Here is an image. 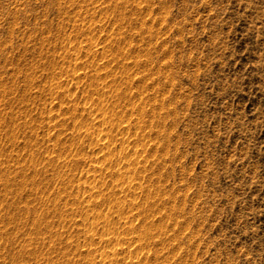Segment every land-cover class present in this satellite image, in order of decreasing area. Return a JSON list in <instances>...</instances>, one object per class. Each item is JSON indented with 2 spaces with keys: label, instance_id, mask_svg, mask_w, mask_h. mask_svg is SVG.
<instances>
[{
  "label": "rangeland",
  "instance_id": "374dc122",
  "mask_svg": "<svg viewBox=\"0 0 264 264\" xmlns=\"http://www.w3.org/2000/svg\"><path fill=\"white\" fill-rule=\"evenodd\" d=\"M115 3H122L119 10ZM99 106L130 130L101 127ZM47 115L59 117L49 123ZM137 118L147 121L137 129L141 168L135 191H125L110 168L120 159L116 168L128 172V152L120 147L129 141V153L135 151ZM98 133H107L110 144L98 143ZM101 146L111 149L105 165L95 161ZM0 167V264H98L97 249L109 251L101 224L111 212L116 235H125L130 213L138 227L126 237L148 227L147 241H140L145 264H264V0H0ZM90 173L98 196L85 203ZM112 199L123 202L124 214ZM104 209L111 212L102 216ZM92 215L102 216L99 225ZM89 220L94 234L100 227L91 241L83 229ZM122 247L117 262L135 263Z\"/></svg>",
  "mask_w": 264,
  "mask_h": 264
},
{
  "label": "bare ground",
  "instance_id": "6f19581e",
  "mask_svg": "<svg viewBox=\"0 0 264 264\" xmlns=\"http://www.w3.org/2000/svg\"><path fill=\"white\" fill-rule=\"evenodd\" d=\"M116 3H118V2H116ZM116 3L114 4V6L117 5ZM119 4H120V3H119ZM121 4H122V3H121ZM121 4H120V5H121ZM120 5H119V7H120ZM121 6H122V5H121ZM117 7H118V5H117ZM119 7H118V10H119ZM93 8H94V7H93ZM120 8H121V7H120ZM98 9H99V8H98ZM115 9L117 10L116 7H115ZM102 10H103V8H102ZM102 10H101V11H102ZM121 10H122V9H121ZM91 12H92V11H91ZM101 13H102V12H101ZM120 13H121V12H120ZM122 14H124V13H122ZM90 15H91V14H90ZM120 17H121V14H120ZM93 18H94V17H93ZM90 21H91V20H90ZM92 21H93V20H92ZM91 24H92V23H91ZM93 24H94V23H93ZM115 24H117V23H115ZM113 29H114V28H113ZM117 29H118V28H117ZM117 29H116V30H117ZM118 30H119V29H118ZM120 30H121V28H120ZM118 32H119V31H118ZM115 33H117V32H115ZM112 37H115V36H112ZM111 39H112V38H111ZM113 39H114V38H113ZM105 40H106V39H105ZM114 40H116V39H114ZM109 41H110V40H109ZM116 42H118V39H117ZM106 43H107V42H106ZM110 43H112V42H110ZM113 43H115V42H113ZM106 46L108 47L109 45L106 44ZM106 46H104V47H106ZM112 46H113V45H112ZM74 47H76V46H74ZM77 47H79V45H78ZM116 47H117V46H116ZM80 48H81V47H80ZM109 48H110V47H109ZM74 49H75V48H74ZM77 49H78V48H77ZM77 49H76V50H77ZM86 49H87V48H86ZM79 50H80V49H79ZM98 50H99V48H98ZM102 50H105V48H103ZM115 50H116V49H115ZM95 51H96V48H95ZM107 51H108V50H107ZM87 52H88V51H87ZM103 52H104V51H102V53H103ZM105 52H106V51H105ZM114 52H115V51H114ZM102 53H101V54H102ZM116 53H117V52H116ZM82 54H86V53H82ZM91 54H92V53H90V55H91ZM93 54L96 55L97 53H96V54L93 53ZM103 54H104V53H103ZM113 54H114V53H113ZM117 54L119 55V51H118ZM90 55H89V56H90ZM94 55H93V56H94ZM99 55H100V54H99ZM99 55H98V56H99ZM118 57H119V56H118ZM78 58H79V57H78ZM92 58H93V57H92ZM90 61H91V60H90ZM76 62H78V61L76 60ZM76 62L74 63V64H76L75 67H78V66L81 65V62H82V61H80V64H79V65H78V63H76ZM93 63H94V62H93ZM106 63H107V62H106ZM95 64H96V63H94V65H95ZM83 65H84V64H83ZM89 65H90V64H89ZM91 65H92V64H91ZM96 65H97V64H96ZM99 65H100V64H99ZM99 65H98V66H99ZM84 67H85V66H84ZM90 67H91V66H90ZM96 67H97V66H96ZM96 67H95V68H96ZM78 69H79V68H78ZM95 70H96V69H95ZM78 71H79V70H78ZM87 71H88V70H87ZM92 71H93V69H92ZM65 72H66V71H65ZM89 72H91V71H89ZM95 72H99V71L97 70V71H95ZM92 73H93V72H92ZM72 74H73V75H76V76H73V78H76L77 80H78V78L80 77V75L76 73V69H73ZM72 74H70V75H72ZM99 74H100V73H99ZM99 74H96V77L100 79V78L102 77V75H99ZM91 76H92V75H91ZM70 77H71V76H70ZM81 77H82V76H81ZM81 77H80V78H81ZM93 77H95L94 74H93ZM71 78H72V77H71ZM85 78H86V77H85ZM87 78H88V77H87ZM90 78H91V77H90ZM99 79H98V80H99ZM85 80H86V79H85ZM90 80H91V79H90ZM95 80H96V79H95ZM88 81H89V80H88ZM93 81H94V79H93ZM52 82H53V81H52ZM56 82H57V81H56ZM89 82H90V81H89ZM96 82H97V81H96ZM58 83H59V82H58ZM65 83L67 84V82H65ZM62 84H63V82H62ZM88 84H89V83H88ZM93 84H95V83L93 82ZM96 84H97V83H96ZM57 85H58V84H57ZM57 85H56V86H57ZM91 85H92V84H91ZM91 85H90V86H91ZM98 85H99V84H98ZM54 86H55V85H54ZM61 87H62V86H61ZM94 87H95V86H93V88H94ZM98 87H99V86H98ZM101 87H102V86H101ZM56 88L58 89L59 87L57 86ZM69 88H70V87H69ZM91 88H92V87H91ZM47 89H49V88H47ZM64 89H65V88H64ZM95 89L99 90V89L96 88V87H95ZM95 89H93L94 92H95ZM101 89H102V88H101ZM50 90H51V89H50ZM50 90H49V91H50ZM97 90H96V91H97ZM114 90H115V89H114ZM111 91L113 92V89H111ZM94 92H93V93H94ZM99 92H100V90H99ZM61 94H63V93H61ZM100 94H101V96H102V94L104 95L103 90L101 91ZM100 94H99V95L97 94V95L100 96ZM51 95H52V93H51ZM90 96H91V95H90ZM90 96H88V98H89ZM63 97H64V96H63ZM91 97H92V96H91ZM86 98H87V95H86V97H85V102H86L88 105H90L88 99H86ZM92 98H93V97H92ZM99 98H100V97H99ZM51 99H52V98H51ZM54 100H55V99H54ZM89 100H90V99H89ZM51 101H52V100H51ZM58 101H60V100H58ZM99 101H100V100H99ZM140 101H141V100H140ZM52 102H53V101H52ZM52 102H51V103H52ZM93 102H95V99H94V101H92V105H94ZM86 103H85V105H87ZM102 103H103V102H102ZM102 103L100 102V106L102 105ZM105 103H106V102H105ZM140 103H141V102H140ZM145 103H146V102H145ZM160 103H161V102H160ZM54 104H55V102H54ZM54 104H53V105H54ZM98 104H99V103H98ZM138 104H139V103H138ZM141 104H142V103H141ZM149 104H150V103H149ZM60 105H61V104H60ZM105 105H108V103H106ZM143 105H144V104H143ZM54 106H55V105H54ZM100 106H99V107H100ZM131 106H132V105H131ZM60 107H61V106H60ZM89 107L93 108L92 106H89ZM68 108H69V107H68ZM71 108H72V107H71ZM95 108H96V105H95ZM140 108H142V107L140 106V104L136 106V109H137L138 111H139ZM145 109H146V108H145ZM69 110H70V109H69ZM71 110H72V109H71ZM106 110H107V106H105V107L102 106V107H100L99 109H97V113H99V116H100V118H99V122H98V123H100V126H101L102 124H106V125H109V127H110V131H111V130H117L118 132H119V130H123V131H124V130H126V129H129V128L126 127V125H125V126H120L121 120H120V123H118L119 120H118L117 123H116V122L113 123V120L111 119V117H113L114 113L112 114V112H111V113H110V116H109V115L106 114ZM143 110H144V109H143ZM143 110H142V112H143ZM49 111H50V110H49ZM94 111H96V109H94ZM107 111H108V110H107ZM109 111H110V110H109ZM116 111H117V110H116ZM57 112H59V111H57ZM71 112H72V111H71ZM73 112H74V111H73ZM136 112H137V111H136ZM52 113H53V112H52ZM66 113H67V112H66ZM74 113H75V112H74ZM76 113H77V112H76ZM107 113H109V112H107ZM134 113H135V112H134ZM48 114H49V113H48ZM50 114H51V113H50ZM59 114H60V113H59ZM72 114H73V113H72ZM117 114H118V112H116V115H117ZM136 114H137V113H136ZM136 114H135V115H136ZM51 115H53V114H51ZM51 115H50V116L47 115V116H48V117H47V120H48L47 122L50 123V122L53 121V123H54L55 118H56V117H59V116H51ZM55 115H57V114H55ZM111 115H112V116H111ZM118 116H119V115H117L116 117H118ZM120 116H121V115H120ZM41 117H43V116H41ZM73 117H74V116H73ZM76 117H77V115H76ZM74 118H75V117H74ZM93 118H94V117H93ZM93 118H92V120H94ZM118 118H119V117H118ZM123 118H124V117H123ZM123 118H120V119H123ZM151 118H152V117H151ZM41 119H42V118H41ZM43 119H44V118H43ZM59 119H60V118H59ZM61 119H62V118H61ZM113 119L115 120V115H114ZM116 119H117V118H116ZM63 120H64V119H63ZM63 120H62V122H63ZM135 120H137V121H134V122H136L135 125H134V127H136V128H135V132H134V136H133L134 138L132 137V138H133V140H132V144H134V145L136 146L137 143H138V141H139V135H138V134L141 133V132H137V129L139 130V129L141 128V129L143 130V127H144V125H145L144 123H146L147 121L143 122V121H142L143 119L140 120V119H138V118L135 119ZM60 121H61V120H60ZM66 121H67V120H66ZM74 121H76V120L74 119ZM77 121H78V120H77ZM40 122H41V121H40ZM57 122H58V121H57ZM90 122H91V124L94 123L93 121H90ZM63 123H64V122H63ZM65 123H66V122H65ZM75 123H76V122H74V124H75ZM78 123H81V122H78ZM157 123H158V122H157ZM159 123H160V121H159ZM41 124H42V123H41ZM43 124H44V123H43ZM60 124H61V123H60ZM82 124H83V122H82ZM143 124H144V125H143ZM150 124H151V123H150ZM32 125H33V124H32ZM44 125H45V124H44ZM46 125H47V124H46ZM56 125H58V124H56ZM84 125H85V124H84ZM84 125H83V126H84ZM30 126H31V125H30ZM47 126H48V125H47ZM52 126H53V125H52ZM54 126H55V124H54ZM74 126H75V125H74ZM74 126H73V127H74ZM78 126H79V125H78ZM86 126H87V125H86ZM31 127H32V126H31ZM60 127H61V126H60ZM81 127H82V126H80V128H81ZM88 127H89V126H88ZM88 127H87V128H88ZM101 127H102V126H101ZM134 127H133V128H134ZM146 127H147V126H146ZM151 127H152V126H151ZM32 128H33V127H32ZM76 128H77V127H76ZM90 128H91V126H90ZM49 129H50V128H49ZM59 129H60V128H59ZM74 129H75V128H74ZM85 129H86V127H85ZM144 129H145V128H144ZM30 130H31V129H30ZM36 130H37V129H36ZM50 130H51V129H50ZM50 130H49V131H50ZM79 130H82V129H79ZM88 130H89V129H88ZM104 130L109 131V129H107V128L104 129ZM129 130H130V129H129ZM33 131H34V130H33ZM49 131H48V132H49ZM63 131H64V129H63ZM71 131H74V130H71ZM75 131H76V130H75ZM83 131H84L85 133H80V134H82V136H83V134L86 135V136H88V137H89V135L91 136L90 133H89V135L86 134V131H87V130H86V131L83 130ZM83 131H82V132H83ZM140 131H141V130H140ZM36 132H37V131H36ZM59 132H60V131H59ZM76 132L78 133V129H77ZM80 132H81V131H80ZM90 132H91V131H90ZM131 132H132V131H131ZM144 132H145V131H144ZM50 133H51V132H50ZM61 133L63 134V132H61ZM125 133H126V132H125ZM164 133H165V132H164ZM25 134H26V133H25ZM36 134H37V133H36ZM51 134H52V133H51ZM80 134H79V135H80ZM129 134H130V133H129ZM8 135H10V133H9ZM33 135H34V134H33ZM48 135H49V134H48ZM72 135H73V134H72ZM92 135H93V133H92ZM125 135H126V134H125ZM127 135H128V134H127ZM130 135H131V134H130ZM142 135L144 136V134H142ZM142 135H141V139L144 138V137H142ZM147 135H148V134H147ZM147 135L145 134L146 137L149 136V135H148V136H147ZM165 135H166V134H165ZM54 136H55V135H54ZM70 136H71V135H70ZM159 136H160V135H159ZM12 137H13V136H12ZM52 137H53V135H52ZM91 137H92V136H91ZM107 137H108V136H107V133H98V134H97V141H98V143H100L99 140H101V141L103 140L102 143L107 142V139H108ZM156 137H157V136H156ZM89 138H90V137H89ZM109 138H110V137H109ZM157 138H158V137H157ZM164 138H165V137H164ZM49 139H50V138H49ZM95 139H96V138H95ZM125 139H126V138H125ZM159 139H160V138H159ZM55 140H56V139H55ZM61 140H62V139H61ZM61 140H60V141H61ZM127 140H128V139H127ZM130 140H131V139H130ZM143 140H144V139H143ZM11 141H12V140H11ZM60 141H59V142H60ZM95 141H96V140H95ZM97 141H96V142H97ZM109 141H110V140H109ZM109 141H108L107 143H105V144H110ZM124 141H125V140H124ZM124 141H123V142H124ZM140 141H141V140H140ZM125 142H126V141H125ZM125 142H124V143H125ZM141 143H144V142L142 141ZM141 143H140V145H141ZM55 144H56V143H55ZM105 144H104V146H105ZM122 144H123V143H122ZM132 144H131V145H132ZM145 144H146V143H145ZM60 145H61V144H59V146H60ZM96 145H97V143H96ZM101 145H103V144H101ZM165 145H166V144H165ZM53 146H54V145H53ZM97 146H98V145H97ZM108 146H109V145H108ZM163 146H164V145H163ZM56 147H57V146H56ZM99 147H100V144H99ZM109 147H110V146H109ZM129 147H130V142H129V141H127L126 144H124L123 146L121 145V147H120L121 149H123L124 152H125L126 150H127V152H128V155H126V156H127V161L123 160V161L127 162V164L125 163L126 165H125V164L122 165V166H124V167L126 166L125 168H127V170H128L127 173L125 172V174H124V173L121 174V170L124 169V168H121V166H120V168H119V166H117L118 168H116L117 163L120 161V159L118 160V158L121 157V156L118 157V156L116 155L117 158H114V159H117V160H118V161L116 160L117 163L114 161V162L116 163V164L114 165V167H111V168H110V166H112V165L107 164V165H110V166H108V167L111 169V174H110V175L116 174V176H117V177H116V178H117V181H121V182H120V186H121L123 189L125 188V191H126V190L129 191V190H131V188L137 186V185H136V182H134V181L138 178V177H135V173H137V172L139 173V172H140L139 169L141 168V167H139L140 161L137 160V157H139L138 154H139V153L141 154V151H140L139 149L137 150V149H136L137 146H136V147L133 148V149H135V151L133 150L134 152L132 151L131 153H129V151H130V150H129V149H130ZM154 147H155V145H154ZM102 148H104V147L101 146L100 150H101ZM120 148H119V149H120ZM163 148H164V147H163ZM59 149H61V148H59ZM63 149H64V148H63ZM105 149H107V151H106V150H105V151H102V150H103V149H102L101 152H100V155L97 156V158H96V160H95L98 164L100 163V165H105V164H104L105 161H106L107 159L109 160V159H110L109 157H111V151H110L111 149L108 148L107 146H106ZM56 150H57V149H56ZM64 150H65V149H64ZM141 150H143V149H141ZM51 151H52V150H51ZM58 151H59V150H58ZM58 151H56V152H58ZM112 152H113V151H112ZM117 152H121V151L118 150ZM49 153H50V152H49ZM52 153H53V151H52ZM77 153H79V152H77ZM114 153H115V151H114ZM143 153H144V152H143ZM17 154H18V153H17ZM63 154H64V153H63ZM80 154H81V153H80ZM115 154H117V153H115ZM119 154H120V153H119ZM20 155H21V154H20ZM27 155H28V154H27ZM60 155H61V154H60ZM76 155H78V154H76ZM113 156H114V155H113ZM126 156H125V157H126ZM33 157H34V156H33ZM50 157H51V155H50ZM60 157H61V156H60ZM114 157H115V156H114ZM123 157H124V156H123ZM16 158H17V157H16ZM30 158H31V157H30ZM51 158H52V157H51ZM55 158H56V157H55ZM111 158H112V157H111ZM18 159H19V158H18ZM52 159H53V158H52ZM69 159H70V158H69ZM125 159H126V158H125ZM28 160H29V159H28ZM30 160H31V159H30ZM50 160H51V159H50ZM55 160H56V159H55ZM58 160H59V158H58ZM121 160H122V159H121ZM25 161H26V160H25ZM31 161H32V160H31ZM103 161H104V163H102ZM111 161H112V159H111ZM33 162H34V161H33ZM120 162H122V161H120ZM38 163H39V162H38ZM66 163H67V162H66ZM66 163H65V164H66ZM94 163H95V162L93 161V166H91V167H89V168H92L93 171L95 172V171H96L97 169H99V168H98V166L95 167ZM97 163H96V165H97ZM112 163H113V162H112ZM69 164H70V163H69ZM38 165H39V164H38ZM56 165H57V164H56ZM107 165H106V168H107ZM118 165H119V164H118ZM25 166H26V165H25ZM32 166H33V165H32ZM40 166H41V164H40ZM42 166H43V165H42ZM48 166H49V165H48ZM29 167H30V166H29ZM33 167H34V166H33ZM99 167H100V166H99ZM0 168H1V167H0ZM2 168H3V167H2ZM2 168H1V169H2ZM31 168H32V167H31ZM44 168H45V167H44ZM50 168H51V167H50ZM101 168H102V167H101ZM103 168H105V167H103ZM130 168H131V169H130ZM33 169H34V168H33ZM3 170H4V169H3ZM6 170H7V169H6ZM6 170H5V171H6ZM23 170H24V169H23ZM44 170H45V169H44ZM44 170H43V171H44ZM50 170H51V169H50ZM89 170H90V169H89ZM101 170H102V169H100V171H101ZM107 170H109V169H107ZM125 170H126V169H125ZM24 171H25V170H24ZM40 171H41V170H40ZM55 171H56V170H55ZM58 171H59V170H58ZM87 171H88V170H87ZM87 171H86V173L88 174ZM98 171H99V170H98ZM109 171H110V170H109ZM2 172H4V171H2ZM2 172H1V170H0V173H2ZM7 172H9V171H7ZM17 172L19 173V171H17ZM17 172H16V174H17ZM22 172H23V171H22ZM38 172H39V171H38ZM122 172H124V171L122 170ZM10 173H11V171H10L9 173H7V174H10ZM12 173H13V172H12ZM33 173H34V172H33ZM35 173H36V172H35ZM19 174H20V173H19ZM22 174H23V173H22ZM36 174H37V173H36ZM36 174H35V175H36ZM62 174H63V172H62ZM87 174H85V175H87ZM100 174H101V173H100ZM17 175H18V174H17ZM58 175H59V174H58ZM85 175H84V177H85ZM6 176H7V175H6ZM15 176H16V175H15ZM21 176H22V175H21ZM24 176H25V175H24ZM67 176H68V175H67ZM93 176H94V175H93ZM93 176H91V173H90L89 178L91 177V179H92ZM3 177H4V176H3ZM10 177H12V176H10ZM16 177H17V176H16ZM19 177H20V176H19ZM65 177H66V175H65ZM84 177H83V180H84ZM87 177H88V176H87ZM114 177H115V176H114ZM25 178H26V177H25ZM135 178H136V179H135ZM10 179H11V178H10ZM17 179H18V178H17ZM65 179H66V178H65ZM67 179H68V178H67ZM85 179H86V178H85ZM93 179H94V178H93ZM93 179H92V180L87 179V180H89V181H88V183H86V182H85V183L88 184V186L85 187V188L83 187L84 189H86V192L88 193L87 197L85 196L86 198H83V202H85V203H86V202H89L88 199H91L92 196H93V199H94V195H95V196L97 195V194H96V189H97V188H95L96 186H95V184L93 183V182H95V180L93 181ZM101 179H102V178H101ZM118 179H119V180H118ZM24 180H25V179H24ZM26 180H27V179H26ZM62 180H63V179H62ZM70 180H71V179H70ZM77 180H78V179H77ZM79 180H80V179H79ZM87 180H85V181H87ZM96 180H97V179H96ZM8 181H9V180H8ZM11 181H12V180H11ZM11 181H10V182H11ZM18 181H19V180H18ZM35 181H36V180H35ZM73 181H74V180H73ZM73 181H71V182L74 183ZM117 181H116V182H117ZM23 182H24V181H23ZM30 182H31V181H30ZM65 182H66V181H65ZM68 182H69V181H68ZM68 182H67V183H68ZM71 182H70V184H72ZM79 182H80V181H79ZM79 182H78V183H79ZM82 182H83V181L80 182V183H81V187L85 185V184L83 185ZM98 182H99V181H98ZM102 182H103V180L101 181V183H102ZM106 182H107V181H106ZM31 183H32V182H31ZM33 183H34V182H33ZM37 183H39V181H38ZM63 183H64V181H63ZM76 183H77V182H76ZM76 183H75V184H76ZM92 183H93V184H92ZM104 183H105V182H104ZM104 183H102V184H104ZM12 184H13V182H12ZM22 184H23V183H22ZM25 184H26V183H25ZM27 184H28V183H27ZM68 184H69V183H68ZM96 184H98V183H96ZM5 185H6V184H5ZM10 185H11V184H10ZM30 185H31V184H30ZM35 185H36V184H35ZM64 185H65V184H64ZM66 185H67V184H66ZM66 185H65V186H66ZM72 185H73V184H72ZM72 185H71V186H72ZM65 186H64V188H65ZM69 186H70V185H69ZM73 186H74V185H73ZM73 186H72V187H73ZM75 186H76V185H75ZM79 186H80V185H79ZM99 186H100V185H99ZM106 186H107V185H106ZM120 186L118 185L117 187L119 188ZM4 187H5V186H4ZM6 187H7V185H6ZM20 187H21V186H20ZM23 187H24V186H23ZM35 187H36V186H35ZM72 187H71V188H72ZM101 187H102V186H101ZM107 187H108V186H107ZM61 188L63 189V187H61ZM66 188H68V186H66ZM69 188H70V187H69ZM73 188H75V187H73ZM138 188H139V186L137 187V189H138ZM30 189H31V188H30ZM78 189H79V188H78ZM104 189H105V188H104ZM111 189H113V187H112ZM133 189H134V188H133ZM145 189H146V188H145ZM15 190H16V189H15ZM20 190H21V189H20ZM36 190H37V189H36ZM98 190H99V189H98ZM7 191H8V190H7ZM25 191H27V190H25ZM38 191H39V190H38ZM62 191H63V190H62ZM65 191H66V190H64V193H66ZM67 191H68V190H67ZM70 191H71V195H72V191H73V190H69L68 192H70ZM77 191H78V190H77ZM102 191H103V190H102ZM114 191H115V190H114ZM114 191H113V193H114ZM119 191H120V190H119ZM123 191H124V190H123ZM123 191L121 190L120 192H123ZM134 191H135V189H134ZM22 192H23V191H22ZM22 192H21V193H22ZM29 192H31V191H29ZM34 192H35V191H34ZM80 192H81V191H80ZM86 192H84L85 195H86ZM143 192H144V191H143ZM145 192H146V191H145ZM147 192H148V190H147ZM10 193H11V192H10ZM17 193H18V192H17ZM24 193H25V192H24ZM32 193H33V192H32ZM36 193H37V192H36ZM38 193H39V192H38ZM54 193H55V192H54ZM78 193H79V192H78ZM99 193H100V192H99ZM103 193H104V192H103ZM115 193H116V192H115ZM136 193H137V192H136ZM4 194H5V193H4ZM4 194H3V195H4ZM11 194H12V193H11ZM11 194H10V195H11ZM60 194H61V193H60ZM82 194H83V193H82ZM116 194H117V193H116ZM116 194H115V195H116ZM130 194H131V193H130ZM130 194H129V195H130ZM133 194H134V193H133ZM143 194H144V193H143ZM147 194H148V193H147ZM53 195H54V194H53ZM53 195H52V196H53ZM68 195H69V194H68ZM68 195H67V197H68ZM77 195H78V194H77ZM99 195H100V194H99ZM5 196H6V195H5ZM20 196H21V195H20ZM49 196H50V195H49ZM56 196H57V195H56ZM56 196H55V197H56ZM60 196H61V195H60ZM62 196H63V195H62ZM73 196H74V195H73ZM73 196H72V197H73ZM78 196H79V195H78ZM97 196H98V195H97ZM106 196H108V195H106ZM111 196H112V194H111ZM155 196H156V195H155ZM157 196H158V195H157ZM1 197H2V196H1ZM1 197H0V198H1ZM15 197H17V196H15ZM45 197H46V196H45ZM53 197H54V196H53ZM55 197L53 198L54 200H55ZM70 197H71V196H70ZM70 197H69V198H70ZM81 197H82V196H81ZM103 197H104V196H103ZM109 197H110V196H109ZM145 197H146V196H145ZM147 197H148V196H147ZM64 198H65V197H64ZM107 198H108V197H106V199H107ZM111 198H112V197H111ZM2 199H3V198H1V200H2ZM5 199H6V198H5ZM5 199H4V201H5ZM16 199H17V198H16ZM41 199H42V197H41ZM44 199H45V198H44ZM49 199H50V198H49ZM51 199H52V198H51ZM60 199H61V198H60ZM81 199H82V198H81ZM81 199H80V201H82ZM95 199H97V197H95ZM98 199H99V198H98ZM98 199H97L96 201L99 202L100 200H98ZM114 199H116V198H114ZM114 199H112L111 201L114 202V201H115ZM152 199H153V198H152ZM158 199H159V198H158ZM42 200H43V199H42ZM47 200H48V199H47ZM68 200H70V199H68ZM103 200H104V199H103ZM108 200H109V199H108ZM113 200H114V201H113ZM148 200H149V199H148ZM4 201H3V203H4ZM7 201H8V200H7ZM9 201H10V200H9ZM49 201L51 202V200H49ZM49 201H48V202H49ZM58 201H59V200H58ZM58 201H56V202H58ZM94 201H95V200H93V201L91 200V202H93V203H94ZM106 201H107V200H106ZM111 201H110V202H111ZM134 201H135V200H134ZM146 201H147V200H146ZM0 202H1V201H0ZM45 202H46V200H45ZM50 202H49V203H50ZM78 202H79V201H78ZM108 202H109V201H108ZM115 202H116V201H115ZM128 202H129V201H128ZM132 202H133V201H132ZM148 202H149V201H148ZM1 203H2V202H1ZM8 203H9V202H8ZM11 203H13L12 206H14V203H16V202H10V204H11ZM51 203H53V207L55 208V205H56L55 202H51ZM58 203H59V202H58ZM75 203H76V200H75ZM81 203H82V202H81ZM81 203L79 202L78 204L80 205ZM99 203H102V202H99ZM116 203H117L116 208H117V210H118V208L120 207L121 203H123V202H119V203H118V201H117ZM10 204H7V205H10ZM45 204H46V203H45ZM59 204H60V203H59ZM87 204H89V203H87ZM110 204H111V203H110ZM130 204H131V202H130ZM153 204H154V203H153ZM1 205H2V207H3V204H0V206H1ZM7 205H5L4 208H5ZM51 205H52V204H51ZM51 205H50V206H51ZM61 205H62V204H61ZM68 205H69V204H68ZM72 205H73V204H72ZM74 205H75V204H74ZM85 205H86V204H85ZM89 205H90V206H89ZM89 205H88L89 207L93 206V204H89ZM96 205L98 206L99 204L96 203L95 206H96ZM113 205H115V204L112 203V206H113ZM122 205H124V204H122ZM12 206H11V207H12ZM15 206H16V204H15ZM15 206L12 207V208H16ZM57 206H58V204H57ZM57 206H56V208H57ZM64 206H65V204H64ZM76 206H77V205H76ZM83 206H84V205H83ZM88 206H87V207H88ZM97 206H96V207H97ZM99 206H100V205H99ZM110 206H111V205H110ZM112 206H111V207H112ZM131 206H132V205H131ZM135 206H137V205H135ZM172 206H173V205H172ZM11 207H10V209H11ZM58 207H59V206H58ZM0 208H1V207H0ZM45 208H46V207H45ZM48 208H50V207H48ZM68 208H69V207H68ZM68 208H67V211H68ZM70 208H71V207H70ZM72 208H73V206H72ZM72 208H71V209H72ZM78 208H79V207H78ZM84 208H85V207H83V209H84ZM93 208H94V207H93ZM100 208H101V207H100ZM122 208L125 209V207H122ZM5 209H6V208H5ZM25 209H26V208H25ZM89 209H90V208H88V209H86V210H89ZM95 209H96V208H95ZM110 209H111V208H110ZM114 209H115V208H114ZM136 209H137V207H136ZM169 209H170V206H169ZM53 210H54V209H53ZM57 210H58V209H57ZM62 210L64 211L65 209H62ZM80 210H81V209H80ZM80 210H79V211H80ZM108 210H109V209H108ZM171 210H172V209H171ZM8 211H9V206H8ZM8 211H7V212H8ZM13 211H14V210H13ZM35 211H36V210H35ZM40 211H41V210H40ZM51 211H52V210H51ZM65 211H66V210H65ZM65 211H64V212H65ZM67 211L65 212L66 214L70 212V211H69V212H67ZM71 211H72V210H71ZM76 211H77V210H76ZM90 211L92 212V210H90ZM94 211H95V210H94ZM94 211H93V212H94ZM96 211H97V209H96ZM102 211H103V210H102ZM102 211H101V212H102ZM112 211H115V212H116V210H112ZM118 211H119L118 214L120 215V212L123 213L125 210L122 211V209H121V211H120V210H118ZM140 211H141V210H140ZM143 211H144V210H143ZM29 212H30V211H29ZM53 212H56V210L53 211ZM58 212H59V210H58ZM60 212H62L61 209H60ZM93 212H92V213H93ZM97 212H98V214H99V211H97ZM106 212H107V210H106ZM106 212H105V209H104V212L102 213V216H103V214L106 213ZM109 212H111V211L109 210L107 213H109ZM166 212H167V211H166ZM33 213H35V212L33 211ZM40 213H41V212H40ZM40 213H39V214H40ZM72 213H73V212H72ZM77 213H78V212H77ZM94 213H95V212H94ZM111 213H113V212H111ZM111 213H109V214H111ZM164 213H165V212H164ZM164 213H163V214H164ZM167 213H168V212H167ZM31 214H32V213H31ZM39 214H37V215H39ZM46 214H47V213H46ZM46 214H45V215H46ZM56 214H58V213H56ZM69 214H70V213H69ZM74 214H75V213H74ZM82 214H84V213H82ZM86 214H87V213H86ZM109 214H107V215L109 216ZM113 214H114V213H113ZM116 214H117V213H116ZM116 214H115V215H116ZM123 214H124V213H123ZM140 214H141V213H140ZM28 215H29V214H28ZM34 215L36 216V213H35ZM34 215H33V217H35ZM41 215H42V214H40V218H41ZM45 215H43V217H44ZM48 215H49V213H48ZM71 215H72V214H71ZM94 215H95V214H94ZM107 215L105 214V216H104V220H103L104 222H102L103 224H101V226H102V225L105 226V227H103V226H102V227H103V228H106V231H105V229H102V228H101V229H102V232H103V230H104L105 233L107 232L106 234H109L110 237H113V238H110V237H109V238H107V240H106L105 237L102 236V237H104V238H103V242L106 241L107 244H108V246H109V251L106 250V251H107L106 253L104 252V251H105L104 249H105L106 247L103 248L104 251H99V250H101V248H100V249H99V248L97 249V248H96L97 246L95 247V244H92V245H94V247L98 250V251H97V252H98V257H99V258H98V261H99V259H100V263H98V264H116V263H118L117 260H116V258H119V256L116 257L117 253H119V252H117V249H118L119 247H122L121 245H123V244H127L126 247L128 246L127 249H123L124 246L122 247V249H123V253H125L129 259H130V258L135 259V260H134L135 263L132 261V262H130L129 264H145V260L147 259L146 257H147L148 255H146V253L144 252V251H145V250H144V247L142 246V244H143L144 242L141 243L140 241H142V240H143V241H144V240L147 241L146 239L148 238V235H149V232H148V230H147L148 227H147V229H145V227H144L143 230H142V229H141V231L139 230V232H141V234L138 233V230H137V233L140 234V235H139L140 237L138 236V234H137L136 236H131V235H129V237H126V235L130 234V233L133 232V231L136 233L135 230L137 229L136 227H138V226L136 225V227H134V228H133V226H132V223H133V220H134V217H135L134 213H133V214L130 213V215L128 214L126 217L123 215V216L125 217V220H126L125 222L123 221V222H124L123 225L126 226L127 223H129V224L131 223V225H128V226L126 227V229H125L126 231H124L123 228H122V229H121L122 232L124 231V232H126V233H125V235L122 234L123 236H121V235H120L121 233L118 232L119 235H120V236H119V235H116L117 232H115V229H116L115 227H116V226L114 227V226L111 225V224L113 223V221L111 222V217H112L113 215L109 218L110 220L108 219ZM121 215H122V214H121ZM31 216H32V215H31ZM83 216H84V215H83ZM85 216H86V215H85ZM88 216H89V215H88ZM88 216H87V217H88ZM92 216H93V215H92ZM96 216H97V215H96ZM102 216L100 215V216H97V217H101V218H102ZM25 217H26V216H25ZM29 217H30V216H29ZM33 217L30 218V219H32L33 222H35V221L38 222V221H37L35 218H33ZM47 217H48V216H47ZM79 217H80V216H79ZM93 217L95 218V216H93ZM97 217L95 218V220H93V222L97 220ZM116 217H117V216H116ZM118 217H119V216H118ZM120 217H122V216H120ZM124 217H122V218L124 219ZM7 218H8V217H7ZM12 218H13V216H12ZM36 218L38 219L37 216H36ZM40 218H39V219H40ZM71 218H72V217H71ZM101 218H98L99 221H100ZM113 218H114V217H113ZM9 219H10V217H9ZM39 219H38V220H39ZM42 219H43V218H42ZM42 219H40V220L42 221ZM81 219H82V218H81ZM83 220H86V221H87V218H86V219L84 218ZM116 220H117V219H116ZM41 221H40V222H41ZM73 221H74V220H73ZM86 221H85V222H86ZM89 221H90V223L87 225L86 228H83V229H85V231H84V230H83V231H84L85 234H86L85 236H88V237H89L88 239H90L91 237H93V239H94V236H95L97 233H99L98 231H97V233H96V230H97L98 228H99V230H100V227H98V228L95 230V234H94V233H93L94 227H96L97 225H99V224L97 223L98 220L95 222V225H96V226L94 225L93 222H91L92 220H89ZM101 221H102V220H101ZM117 221H118V220H117ZM120 221H121V220H120ZM120 221H119V222H120ZM1 222H2V221H1ZM36 222H35V223H36ZM148 222H149V221H148ZM160 222H161V221H160ZM35 223H32V225L35 224ZM42 223H44V220L42 221ZM48 223H49V222H48ZM48 223H47V224H48ZM100 223H101V222H100ZM117 223H118V222H117ZM36 224H37V223H36ZM40 224H41V223H39L38 226H39ZM44 224H45V223H44ZM86 224H87V223H86ZM114 224H115V222H114ZM121 224H122V223H121ZM162 224H163V223H162ZM41 225H42V224H41ZM118 225H119V224H117V226H118ZM154 225H155V224H154V221H153V220L151 221V223H150V222L148 223V226L153 227ZM38 226H37V227H38ZM45 226H46V225H45ZM48 226H49V225H48ZM50 226H51V225H50ZM88 226H89V227H88ZM146 226H147V225H146ZM160 226H161V225H160ZM46 227H47V226H46ZM121 227H122V226H120V228H121ZM141 227H142V226H141ZM141 227H140V228H141ZM151 227H150V228H151ZM161 227H162V226H161ZM40 228H41V227H40ZM118 228H119V227H118ZM150 228H149V230H150ZM162 228H163V227H162ZM134 229H135V230H134ZM121 230H120V231H121ZM48 231H49V230H48ZM117 231H118V229H117ZM29 232H30V231H29ZM33 232H34V231H33ZM33 232H32V233H33ZM40 232H41V231H40ZM124 232H123V233H124ZM3 233H4V232H3ZM36 233H37V232H36ZM52 233H53V232H52ZM56 233H58V232H56ZM150 233H151V232H150ZM92 234H93L94 236H93ZM101 234L104 235L103 233H101ZM106 234H105V235H106ZM114 234H115V236H114ZM133 235H135V234H133ZM96 236H97V235H96ZM107 236H108V235H107ZM152 236H153V235H152ZM0 237H1V234H0ZM52 237H53V236H52ZM100 237H101V235H100ZM33 238H34V237H33ZM53 238H54V237H53ZM0 239H1V238H0ZM2 239H3V238H2ZM86 239H87V238H86ZM91 239H92V238H91ZM91 239H90L89 241H91ZM95 239H96V238H95ZM161 239H162V238H161ZM150 240H151V239H150ZM164 240H165V239H164ZM93 241H95V240H93ZM93 241H92V242H93ZM159 241H160V239H159ZM50 242H51V241H50ZM52 242H53V239H52ZM92 242H91V243H92ZM33 243H34V242H33ZM89 243H90V242H89ZM91 243H90V244H91ZM93 243H94V242H93ZM97 243H98V242H97ZM97 243H96V245H97ZM100 243H102V242H100ZM104 243H105V242H104ZM148 243H149V242H148ZM159 243H160V242H159ZM118 244H119V247H117ZM21 245H22V244H21ZM26 245H27V244H26ZM28 245H29V244H28ZM104 245L106 246V244H104ZM116 245H117V246H116ZM147 245H148V244H147ZM89 246H91V245H89ZM89 246L87 247V248H89L87 251L91 252V256H90V258L93 257V259L95 260V256H94L93 254H95L96 249H90ZM108 246H107V247H108ZM163 246H164V245H163ZM19 247H20V246H19ZM24 247H25V246H24V244H23V248H24ZM92 247H93V246H92ZM99 247H100V246H99ZM102 247H104V246H102ZM145 248H146V247H145ZM12 249H13V248H12ZM83 249H84V248H83ZM106 249H108V248H106ZM17 250H18V249H17ZM21 250H22V249H21ZM37 250H38V249H37ZM37 250H36V252H37ZM119 250H120V249H119ZM119 250H118V251H119ZM87 251H86V254L89 255L90 253H88ZM120 251H121V250H120ZM158 251H159V250H158ZM13 252H14V251H13ZM22 252H23V251H22ZM80 252H81V251H80ZM83 252H84V251H83ZM93 252H94V253H93ZM97 252H96V253H97ZM156 252H157V251H156ZM156 252H155V253H156ZM170 252H171V251H170ZM92 253H93V254H92ZM78 254H79V253H78ZM167 254H168V253H167ZM13 255H14V254H13ZM19 255H21V254H19ZM19 255H18V256H19ZM81 255H82V254H81ZM92 255H93V256H92ZM123 255H124V254H123ZM41 256H42V255H41ZM124 256H125V255H124ZM151 256H152V255H151ZM23 257H24V256H23ZM44 257H45V256H44ZM86 257H87V256H86ZM96 257H97V254H96ZM149 257H150V256H149ZM155 257H156V256H155ZM90 258H89V259H90ZM167 258H168V257H167ZM173 258H174V257H173ZM20 259H21V257H20ZM40 259H41V258H40ZM46 259H47V258H46ZM46 259H45V260H46ZM83 259H84V257H83ZM87 259H88V257H87ZM91 259H92V258H91ZM154 259H155V258H154ZM53 260H54V259H53ZM119 260H120V258H119ZM123 260H124V259H123ZM165 260H166V259H165ZM46 261H47V260H46ZM46 261H45V262H46ZM91 261H92V260H91ZM120 261H121V260H120ZM125 262H126V261H125ZM149 262H150V261H149ZM89 263H90V262H89ZM89 263H88V264H89ZM166 263H167V262H166ZM169 263H170V262H169ZM48 264H49V263H48ZM50 264H51V263H50ZM57 264H59V263H57ZM70 264H71V263H70ZM72 264H73V263H72ZM74 264H75V263H74ZM84 264H86V263H84ZM94 264H95V263H94ZM118 264H119V263H118ZM122 264H123V262H122Z\"/></svg>",
  "mask_w": 264,
  "mask_h": 264
}]
</instances>
